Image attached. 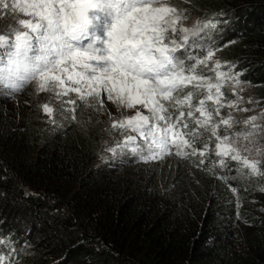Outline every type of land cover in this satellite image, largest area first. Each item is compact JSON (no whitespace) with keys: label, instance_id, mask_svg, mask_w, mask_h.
<instances>
[{"label":"trees","instance_id":"obj_1","mask_svg":"<svg viewBox=\"0 0 264 264\" xmlns=\"http://www.w3.org/2000/svg\"><path fill=\"white\" fill-rule=\"evenodd\" d=\"M166 3L186 19L218 22L205 48L242 72L263 108L264 0ZM8 90H0V248L7 253L10 244L18 264H264V175H247L230 157L221 167L215 138L203 165L199 155L113 156L104 149L123 137L111 128L121 119L112 103L98 112L78 100L72 120L49 99L14 108ZM221 117L223 109L213 116Z\"/></svg>","mask_w":264,"mask_h":264},{"label":"snow or ice","instance_id":"obj_2","mask_svg":"<svg viewBox=\"0 0 264 264\" xmlns=\"http://www.w3.org/2000/svg\"><path fill=\"white\" fill-rule=\"evenodd\" d=\"M0 9H8L13 21L0 29V90H11L3 94L13 96L32 82L37 93H52L55 99L75 93L62 101V111L72 113V120L78 100L98 112L106 102L117 110L134 109L111 124L123 137L104 149L113 156L127 150L148 162L164 155H199L203 165L209 141L215 138L221 167L230 157L247 175H264L258 159L241 155L261 147L254 139L264 131L254 123L257 116L244 122L250 128L232 134L231 112L213 121L225 107L222 85L238 87L242 72H234L230 64L221 71L219 61L210 69L214 76L196 70L207 66L216 51L204 43L217 27L214 18L184 26L185 14L166 0H0ZM17 11L29 18L17 16ZM238 100L227 106L235 107ZM43 112L51 117L53 108L45 103ZM221 125L224 135L219 133ZM256 156H264V151L257 150ZM8 249L6 253L0 248V264H18L10 244Z\"/></svg>","mask_w":264,"mask_h":264},{"label":"rangeland","instance_id":"obj_3","mask_svg":"<svg viewBox=\"0 0 264 264\" xmlns=\"http://www.w3.org/2000/svg\"><path fill=\"white\" fill-rule=\"evenodd\" d=\"M6 2L11 4L12 0H6ZM16 15L20 16L21 18H26V19L29 18V17L23 16V14L19 13L18 11H17ZM193 22H195V20L192 18H189V19L182 21L183 25L187 26V27H191ZM10 24H13V21L10 19L9 10L5 9L3 11H0V29H3L5 26L10 25ZM205 47H206V43H205ZM215 61H219V60L214 55L212 57V59L208 61V64L206 66V68H208L209 71L213 67ZM221 65H222L221 71H225L224 67H223L224 65L222 63H221ZM212 82L215 83L216 81L213 80ZM30 87H33V88H32L31 93L28 95L20 97V96H18V94L15 93L13 96L6 97L9 102H12V107L17 108V109L23 107L22 105H24L25 103L30 101L33 98V96L37 97L41 100L49 99L57 107L62 106V101H64L65 97H62L61 99H55L54 94H52V93H48V92L37 93L35 82L33 84H31ZM8 91H11V90L9 89ZM228 91L231 93L230 95L227 94ZM221 92L223 94L221 102L225 103V107L221 108V110L222 109L224 110L225 118L228 116L229 112H231V114H232L233 125L231 128L228 129L229 134L237 133V132H240L246 128H250L251 125L246 124L244 122L252 116H257V120L254 122L256 125L264 126V119L260 118L261 114L264 113V107L259 108L256 105L255 100H254L255 99V93L252 90V88L248 86V82H243L238 87L233 86L230 82L224 83L221 87ZM227 95L229 96V98L233 97L232 98L233 101H236L237 97H239L238 103L236 104L235 107L229 108L227 106V102H229ZM108 103H110V102H106L104 105L105 110L108 109ZM210 103H212V102L210 101ZM243 108H247L250 110L249 111H240L239 110V109H243ZM104 109H102V110H104ZM141 110L144 111L145 114H148L145 109H141ZM117 111H118L120 117L122 118V116H121L122 112L124 115H132V114H134L135 110L134 109H121V110H117ZM214 120H215V118H213V121ZM219 133L221 135H224V126L223 125H221V128L219 129ZM134 135H136V134L134 133ZM254 139L259 145H261V147L259 149L254 148L251 153H241V155H242V157L247 156L250 160L253 158L260 160L264 156H256V152H257V150L264 151V131H261ZM155 160H157V159H155Z\"/></svg>","mask_w":264,"mask_h":264},{"label":"bare ground","instance_id":"obj_4","mask_svg":"<svg viewBox=\"0 0 264 264\" xmlns=\"http://www.w3.org/2000/svg\"><path fill=\"white\" fill-rule=\"evenodd\" d=\"M194 23V22H193Z\"/></svg>","mask_w":264,"mask_h":264},{"label":"clouds","instance_id":"obj_5","mask_svg":"<svg viewBox=\"0 0 264 264\" xmlns=\"http://www.w3.org/2000/svg\"><path fill=\"white\" fill-rule=\"evenodd\" d=\"M30 87V86H29Z\"/></svg>","mask_w":264,"mask_h":264}]
</instances>
